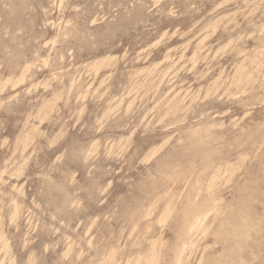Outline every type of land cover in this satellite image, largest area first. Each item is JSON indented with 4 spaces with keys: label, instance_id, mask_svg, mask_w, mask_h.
Wrapping results in <instances>:
<instances>
[{
    "label": "rangeland",
    "instance_id": "obj_1",
    "mask_svg": "<svg viewBox=\"0 0 264 264\" xmlns=\"http://www.w3.org/2000/svg\"><path fill=\"white\" fill-rule=\"evenodd\" d=\"M263 35L264 0H0V264H126L153 244L172 264L179 215L159 217L201 165L189 130L210 124L243 159L220 203L264 176ZM194 237L189 264L213 255V234ZM248 244L264 264V229Z\"/></svg>",
    "mask_w": 264,
    "mask_h": 264
},
{
    "label": "bare ground",
    "instance_id": "obj_2",
    "mask_svg": "<svg viewBox=\"0 0 264 264\" xmlns=\"http://www.w3.org/2000/svg\"><path fill=\"white\" fill-rule=\"evenodd\" d=\"M260 39L264 40V35ZM106 58L108 57L97 58L94 65L99 66V64L102 63L101 61ZM24 69L27 71L29 67ZM24 75L25 73L21 75L20 78L23 79ZM156 86L159 87L158 84ZM173 98L168 101L171 103L170 108L177 109L179 101ZM261 99L263 100L264 96ZM186 136L189 143L188 147H185L184 150L188 148L193 155V159L195 156H198L201 165L199 169L195 171L196 173L193 178H189L186 172L183 175L185 186L184 202H182V196H176L175 200H170L171 202L169 201V203L166 204L159 217V222H165L173 213H178L179 215L178 220L181 226L177 231L176 240L172 245L173 256L171 263L189 264V261L186 260V256L188 252H193L195 248L194 236H196L200 230L205 233L208 232L213 234L214 242L210 245V248L213 250V255L206 256L205 253H202L197 261L198 264L254 263L259 255L249 246L248 242L252 240L253 232L264 229V215H257L254 210V203L259 197L257 195V187L256 185L252 186V183H264V176L261 178L257 177V179H249V181L243 179V183L240 184L241 186L237 189L239 195L235 202L220 203V194L216 192L215 189L224 182L230 186L229 184L234 178L233 175L240 169L242 165L241 160L243 159L240 158L238 162L232 163L229 158L220 156V153L211 144L215 138L211 131L210 124L205 123L198 128L191 129L187 132ZM167 141L168 140L165 139L162 143L149 147L145 153V159L148 160L156 156L160 150L163 149ZM95 143L96 142L92 143L93 150L95 148ZM167 158H169V161L162 164L160 172L162 176L167 175L168 171L173 169L177 162L174 156H169ZM192 164L193 161H189V165L192 166ZM262 165L264 166V162H262ZM187 188L188 191H186ZM178 201L181 202L180 208H177ZM140 209L145 215H150L152 212L151 207L143 208L144 210H142L139 205H136V208H133L132 212L136 213L140 211ZM214 221H218V226L213 230L212 224ZM3 238L4 235L0 227V240ZM217 244H221V251L214 248ZM206 248L208 247L204 249ZM245 249H248V257L244 255ZM67 254L65 253V256ZM104 258L105 261L99 264H110L114 259V253L109 252L107 257ZM158 258L159 250L156 248V245L153 244L148 252H138L135 256L128 258L126 264H157ZM114 263L117 264L116 261H114Z\"/></svg>",
    "mask_w": 264,
    "mask_h": 264
}]
</instances>
